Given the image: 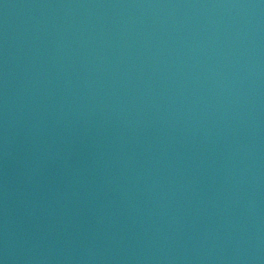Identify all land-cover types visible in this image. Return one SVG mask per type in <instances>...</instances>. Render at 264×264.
I'll list each match as a JSON object with an SVG mask.
<instances>
[{
	"label": "water",
	"instance_id": "water-1",
	"mask_svg": "<svg viewBox=\"0 0 264 264\" xmlns=\"http://www.w3.org/2000/svg\"><path fill=\"white\" fill-rule=\"evenodd\" d=\"M0 264H264V0H0Z\"/></svg>",
	"mask_w": 264,
	"mask_h": 264
}]
</instances>
